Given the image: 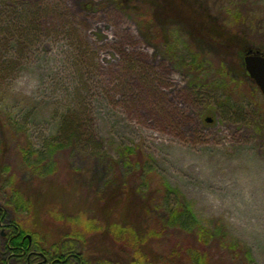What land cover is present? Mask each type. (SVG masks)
Returning <instances> with one entry per match:
<instances>
[{"label": "rangeland", "instance_id": "1", "mask_svg": "<svg viewBox=\"0 0 264 264\" xmlns=\"http://www.w3.org/2000/svg\"><path fill=\"white\" fill-rule=\"evenodd\" d=\"M178 1L0 0V264H28L6 249L12 217L47 248L83 209L101 225L100 210L165 218L154 202L167 187L199 229H162L154 256L264 264V97L242 57L264 46V0H198L195 23ZM63 117L92 149L66 145L50 174L24 167L21 150L40 149ZM102 192L106 209L91 199Z\"/></svg>", "mask_w": 264, "mask_h": 264}, {"label": "trees", "instance_id": "2", "mask_svg": "<svg viewBox=\"0 0 264 264\" xmlns=\"http://www.w3.org/2000/svg\"><path fill=\"white\" fill-rule=\"evenodd\" d=\"M168 2L176 5L179 1L168 0ZM198 2V0H187V3H190L187 4V9L190 11L188 17L191 18L193 23H195V20H198V15L192 16L191 14L197 13V11H204L196 10V7L199 6ZM205 18L206 23L204 24H206L208 28L211 27L210 24H212V21L207 16ZM223 19L225 20V18ZM233 19H236V17ZM166 35L167 34H165V36ZM186 43L188 45V42ZM246 44H248V42H246ZM172 47H176L175 40L172 41ZM248 49L260 50L264 52V46L247 45V47L242 51L243 56ZM194 59L195 58L186 59L189 62L187 63L188 66L192 64ZM74 123H77L76 119H65L63 117L58 132L54 134V136L47 139L46 143L40 149H35L32 146L27 145L25 149L21 150L22 165L26 168H34L36 171L38 170L41 173L44 172L50 174L53 172V166L56 162L53 158V154L56 152H58V154H62V150L66 147V145L71 144L76 148L88 151L91 150L92 148L87 144L88 140L84 138V131L81 132V128L78 124L75 125ZM127 152L131 153L132 149H126V153ZM58 154H56L57 156L55 157H58ZM137 166L139 167L137 168ZM132 168L134 171H137L138 169H141V171L145 170L143 163L139 165L134 164ZM122 186L123 185L117 187H121L122 189ZM161 191L159 190V192L156 193L154 203H157L158 208L163 212L165 218L162 216L160 218L156 212L147 209L143 212V218L146 222L142 225H137V223H131L127 220L126 217L129 215L127 212H123L125 216L121 217L122 220H115L114 213L106 210H100L97 216L107 220L105 224L101 225V223H98L95 220L96 215L94 213L92 214L93 216H91V210L89 208L83 209L73 215L71 214L72 216L69 214L65 215L68 219L75 216L74 221L78 225L80 224V220L85 218H87L92 224L81 225L79 227H77V225L73 228V230L62 231L60 240L55 241L47 248L41 247L38 244V241L35 240L32 235L28 234L30 231L25 228L21 220L19 221L17 217H12L8 225L11 227V233L9 234V237L6 238V249L9 252L24 257L30 251L41 252L48 257L49 264H170L168 254H165L166 256L162 255V258H157L151 253V250H147L149 242L154 241L152 243H156V239L161 241V232L163 233L162 229L164 228L177 227L181 230L189 231L192 228L199 229L197 227L199 225H197V220L188 203L183 202V200L181 201L180 196L177 195L176 191L170 189L169 187L164 190L163 195H161ZM80 193H84V195H86L85 191H81ZM82 196L83 194L80 197ZM171 198L175 199L173 200V203L170 202ZM91 199L93 201L96 200V204L100 206L101 209H106L108 207L107 203L112 201L113 196L102 192L96 193L94 197H91ZM160 202L162 203L159 204ZM12 205L13 207H11V211L14 212L15 215L19 213L18 210L24 208L23 203L21 202H14ZM155 210H157V208ZM104 211H106V216L104 215L105 217H103V214L105 213ZM4 217L5 213L0 208V222L4 219ZM90 218H93L94 221ZM195 224L197 226H195ZM27 235L31 237V243H29V240L26 237ZM100 238H102L101 241ZM189 255L187 256L188 264H209L205 254L199 255L198 252L192 253L191 250ZM237 259H239L243 264H247L250 261L246 256L242 257L241 255H238Z\"/></svg>", "mask_w": 264, "mask_h": 264}, {"label": "water", "instance_id": "3", "mask_svg": "<svg viewBox=\"0 0 264 264\" xmlns=\"http://www.w3.org/2000/svg\"><path fill=\"white\" fill-rule=\"evenodd\" d=\"M248 77L257 85L264 97V53L248 50L243 57Z\"/></svg>", "mask_w": 264, "mask_h": 264}, {"label": "flooded vegetation", "instance_id": "4", "mask_svg": "<svg viewBox=\"0 0 264 264\" xmlns=\"http://www.w3.org/2000/svg\"><path fill=\"white\" fill-rule=\"evenodd\" d=\"M248 50H252V49H248ZM248 50H246V52ZM252 51H256V50H252ZM258 51H260V50H258ZM246 52H245V54H246ZM260 52L264 53L263 51H260ZM205 119L210 120L209 118H205ZM3 236H5V234H3ZM5 237L8 238L9 236L6 235ZM26 237L28 238L29 243H31V237L29 235H27ZM8 253H10V255H12V256H18V257L21 256V255H17L15 253H12V252H8ZM26 256H27V263L28 264H49L48 257L41 252L30 251L29 253H27Z\"/></svg>", "mask_w": 264, "mask_h": 264}]
</instances>
